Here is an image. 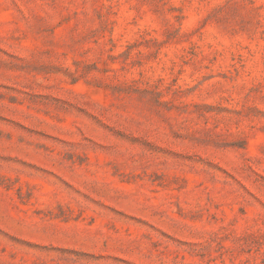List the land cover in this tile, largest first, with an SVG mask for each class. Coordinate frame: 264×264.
I'll use <instances>...</instances> for the list:
<instances>
[{
    "label": "rangeland",
    "instance_id": "1",
    "mask_svg": "<svg viewBox=\"0 0 264 264\" xmlns=\"http://www.w3.org/2000/svg\"><path fill=\"white\" fill-rule=\"evenodd\" d=\"M0 264H264V0H0Z\"/></svg>",
    "mask_w": 264,
    "mask_h": 264
}]
</instances>
